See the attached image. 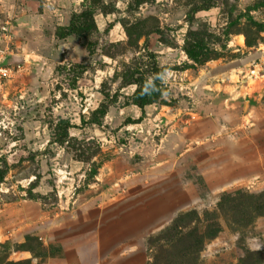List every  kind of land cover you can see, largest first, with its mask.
<instances>
[{"label": "rangeland", "instance_id": "1", "mask_svg": "<svg viewBox=\"0 0 264 264\" xmlns=\"http://www.w3.org/2000/svg\"><path fill=\"white\" fill-rule=\"evenodd\" d=\"M89 1L0 0V264H264V0H96L93 55L57 37Z\"/></svg>", "mask_w": 264, "mask_h": 264}, {"label": "trees", "instance_id": "2", "mask_svg": "<svg viewBox=\"0 0 264 264\" xmlns=\"http://www.w3.org/2000/svg\"><path fill=\"white\" fill-rule=\"evenodd\" d=\"M99 1V0H98ZM98 6L96 0H90L86 4L85 9L82 11L80 16H77V20L84 19V24H76L75 21H71L67 26L60 27L58 29L57 37L59 39H66L68 37H75L80 46L89 54L93 55L95 50V45L93 43H86L84 38L86 35L93 34L98 32V26L95 21V8ZM103 15H106L107 12L102 11ZM151 59H154L151 57ZM11 57L6 61V64H10ZM79 68L84 69L82 65H78ZM152 81L148 80H134L130 84L136 85V91L134 92L131 103L137 106L141 110L142 117L145 115V107L157 103L162 99L169 89L167 88L164 81V70L161 69L155 61L152 64ZM126 105V104H125ZM107 108L105 105L101 106V109L98 113L101 116L106 114ZM71 125L68 120L60 119L57 125V129L64 135L68 134V129ZM61 143V139L57 141ZM1 178V176H0Z\"/></svg>", "mask_w": 264, "mask_h": 264}, {"label": "crops", "instance_id": "3", "mask_svg": "<svg viewBox=\"0 0 264 264\" xmlns=\"http://www.w3.org/2000/svg\"><path fill=\"white\" fill-rule=\"evenodd\" d=\"M259 146V142H258ZM260 151H257V161L259 162ZM225 158L223 159V165L220 166V171L222 176H225V178H234L238 180L239 178L244 177L243 172H244V159L242 157H238V155H229L228 153L225 154ZM221 157V156H220ZM206 159V158H205ZM207 160V159H206ZM251 174H252V179H264V171L260 172V166L254 167L252 166L251 168ZM221 176V177H222ZM253 189H257L253 187ZM259 190H253V193H258ZM255 229V234H260V236L263 237L264 239V218H261L255 223V226L253 227ZM256 241V239H255ZM262 245H256L255 248L260 249Z\"/></svg>", "mask_w": 264, "mask_h": 264}, {"label": "built area", "instance_id": "4", "mask_svg": "<svg viewBox=\"0 0 264 264\" xmlns=\"http://www.w3.org/2000/svg\"><path fill=\"white\" fill-rule=\"evenodd\" d=\"M10 35V32L3 28L2 34L0 35V87L13 79H20L24 70L22 64H17L15 66L6 64L7 59L11 56L9 53V44H11ZM5 44L6 47H4ZM249 77L259 79L255 70L250 71Z\"/></svg>", "mask_w": 264, "mask_h": 264}, {"label": "clouds", "instance_id": "5", "mask_svg": "<svg viewBox=\"0 0 264 264\" xmlns=\"http://www.w3.org/2000/svg\"><path fill=\"white\" fill-rule=\"evenodd\" d=\"M256 250H259L258 248Z\"/></svg>", "mask_w": 264, "mask_h": 264}]
</instances>
